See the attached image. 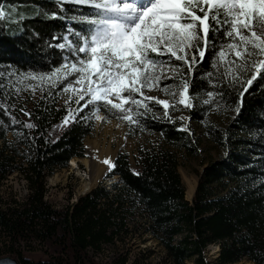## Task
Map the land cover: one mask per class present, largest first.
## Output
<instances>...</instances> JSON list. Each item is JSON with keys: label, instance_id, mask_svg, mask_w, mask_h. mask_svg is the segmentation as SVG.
<instances>
[{"label": "trees", "instance_id": "obj_1", "mask_svg": "<svg viewBox=\"0 0 264 264\" xmlns=\"http://www.w3.org/2000/svg\"><path fill=\"white\" fill-rule=\"evenodd\" d=\"M0 3L5 10L15 9L12 17L0 19V72L18 70L40 76L58 67L61 50L54 48L56 41L51 37L62 35L66 25L79 27L76 22L52 18L51 11L61 12L54 0ZM64 9L67 16L76 14L74 9L88 10L73 2L65 3ZM223 43L217 37L216 47L206 51L205 60L190 77L188 114L202 125L207 140L226 152L223 159L197 174L191 202L185 200L176 154L161 147L141 150L135 171L127 155L119 154L107 175L119 178L113 193L99 188L71 206L53 209L45 201L46 176L84 157L85 140L93 132L88 110L64 125L68 110L46 96L23 102L13 86L18 76L0 77V107L7 105V113L0 111V182L16 172L28 189L23 202L7 204L0 198V237L6 239L7 256L19 264H102L93 254L114 243L126 214L135 208L171 264H207L203 254L211 245L219 248L216 264L243 260L264 264V80L257 78L241 97V84L232 85L225 79L216 85L223 99L216 96L215 104H203L201 97L212 90L205 74L213 72V78L218 77L213 57ZM224 71L219 63V72ZM245 77L241 83L250 78ZM213 108L235 112L226 128L219 130L207 122ZM154 109L159 110L151 108L140 126L125 121L128 135L156 134L164 146L183 149L190 157L197 155L199 140L194 134L180 131L176 120L159 118ZM99 113L107 120H121L103 109ZM34 243L44 249L47 260L34 263L24 257Z\"/></svg>", "mask_w": 264, "mask_h": 264}, {"label": "snow or ice", "instance_id": "obj_2", "mask_svg": "<svg viewBox=\"0 0 264 264\" xmlns=\"http://www.w3.org/2000/svg\"><path fill=\"white\" fill-rule=\"evenodd\" d=\"M61 12L51 11L52 18H64L76 22V26L65 27L60 36H52L54 48L60 49L59 66L39 76L53 87L63 84L61 92H71L69 101L77 105L75 112L65 116L67 125L77 118V113L92 106L96 120L102 109L116 115L131 125L140 126L142 118L151 111L149 102L163 106L165 115L174 105L166 99L145 95L143 89L160 86L161 80H178L179 104L191 107L189 90L197 65L206 58V51L216 47L217 37L228 40L227 59L223 46L218 56L213 57V68L219 73L207 72L212 90L204 104H215L224 93L216 89L225 79L229 84H241L244 92L254 81L264 80V0H54ZM73 2L88 10L80 15L67 16L64 4ZM15 10V9H13ZM47 12V10H46ZM61 13H64L62 16ZM4 5L0 3V19L5 17ZM210 32L212 33L210 37ZM155 54V55H152ZM169 56L168 61L161 59ZM181 63H173L171 58ZM225 62L226 71L219 72V63ZM169 73L165 76L163 73ZM252 76L243 80L244 75ZM26 79H37L34 73L0 72ZM73 78V79H69ZM171 85H163L170 92ZM139 94V96H137ZM86 97L88 99H86ZM84 101L83 104L80 102ZM7 113V105L0 107ZM20 111H25L21 108ZM239 114L240 107L235 109ZM31 116V113H25ZM264 116V113H262ZM155 118V117H152ZM13 123H17L11 117ZM80 119H87L80 116ZM2 123V122H0ZM28 128L34 127L32 124ZM106 164L111 161L106 159ZM115 167L114 164L111 165ZM0 264H7L0 261Z\"/></svg>", "mask_w": 264, "mask_h": 264}, {"label": "rangeland", "instance_id": "obj_3", "mask_svg": "<svg viewBox=\"0 0 264 264\" xmlns=\"http://www.w3.org/2000/svg\"><path fill=\"white\" fill-rule=\"evenodd\" d=\"M7 15L3 18H9L14 15L12 8L5 10ZM76 15L81 13L80 9H74ZM225 43L219 46L224 47L227 53V59H232L233 54L228 51V40L223 39ZM218 48V49H219ZM155 55V54H152ZM170 54L161 57L162 60L168 61ZM218 56V52H217ZM173 63H179L175 58H171ZM256 59H264V57H257ZM181 63V62H180ZM220 64L225 66V62L221 61ZM226 69V68H225ZM163 75L167 76L169 73L165 72ZM244 76L251 77L252 73H246ZM245 77V78H246ZM70 80L73 78H69ZM180 82L178 80H161L160 86L153 87L151 89L145 88L143 92L145 95H151L160 99H166L170 102L168 115H165L163 106L155 104L154 101L149 102L151 108L158 107L159 110L156 114L159 118L172 119L180 123V131L193 133L199 140V147L197 155L190 157L183 149L164 146L160 140V136L150 133H142L136 137H130L128 135L125 121L121 120H107L104 115L97 113L101 116L100 120H96L91 111L92 106L85 110H88V118L93 123V132L86 138L84 147V157L81 159H73L76 163L75 166L70 167L71 161L68 163L67 168L58 169L47 174L45 201L56 210L63 209L67 206L75 204L80 198L94 192L96 189L103 188L106 192L113 193V185L119 182L117 176L108 178L107 175L111 172V168L105 173V175L99 180V182L93 187L91 191L85 194H81V188L85 185V176L88 174L84 165L80 162L82 160H89V154L94 161H98L101 164H105V160L113 157L111 165L119 154H125L128 157L131 168L133 171L137 170V159L139 152L146 149H158L164 147L174 152L177 156L179 167L178 171L186 191V187L189 182L195 180V189L198 183L197 174L203 171L208 164L223 159L226 156V152L209 142L204 135L202 125L200 123L191 120L188 109L191 107H184L179 104V89L176 87ZM171 85L170 92H175V95L169 94L163 90V85ZM13 86L16 90L17 96L23 102H29L37 100L41 96H46L50 100L56 102L57 106L64 107L69 112H75L77 105L74 100L65 103L68 97L72 95L71 92H61L59 89L63 87V84L53 88L47 80L43 83L40 81L39 76L33 80L29 76L26 79H22L20 76L15 77L13 80ZM139 96V94H137ZM86 99H88L86 97ZM192 103V98H190ZM210 99L207 95L201 97L200 101L204 104L205 100ZM81 104L84 101L80 102ZM235 116L234 111H226L220 108H213L206 116L207 122L211 123L219 130L226 128L230 120ZM114 154V155H113ZM109 160V159H108ZM28 196V189L23 177L13 172L8 174L0 182V198L4 203L12 204L14 202H23ZM193 197V196H192ZM124 221V228L114 238V243L109 245H103L101 252L94 253V258L97 262L102 264H171L167 258L164 250L149 234L148 223L143 219L142 213L137 209L132 208L129 213L126 214ZM6 239L0 237V255L7 256L5 252ZM219 248L217 245H211L207 248L203 254V258L207 264H216L218 258ZM24 257L34 263L38 261L47 260V256L44 253V249L39 244L34 243L31 249L24 251ZM186 264H193L187 262ZM234 264H253L247 260L240 261Z\"/></svg>", "mask_w": 264, "mask_h": 264}, {"label": "bare ground", "instance_id": "obj_4", "mask_svg": "<svg viewBox=\"0 0 264 264\" xmlns=\"http://www.w3.org/2000/svg\"><path fill=\"white\" fill-rule=\"evenodd\" d=\"M114 155V154H113ZM112 158H108L110 161H112ZM84 167L86 168V171L88 174L85 176V185L81 188L80 193L83 195L85 193H88L93 189V187L99 182V180L105 175V173L111 168V164L105 165L104 163L101 164L98 161H94L92 159L91 155L89 154V160H82L80 161ZM76 163L74 160H71L70 167L75 166ZM195 180H192L189 182V185L186 187L185 191V200L190 201L193 194H194V188H195Z\"/></svg>", "mask_w": 264, "mask_h": 264}, {"label": "water", "instance_id": "obj_5", "mask_svg": "<svg viewBox=\"0 0 264 264\" xmlns=\"http://www.w3.org/2000/svg\"><path fill=\"white\" fill-rule=\"evenodd\" d=\"M111 170H112V168H111ZM194 193H195V192H194ZM191 201H192V198H191V200L188 201V202H191ZM0 261H6L7 264H19V262H18L16 259L11 258L10 256H4V257H1V258H0Z\"/></svg>", "mask_w": 264, "mask_h": 264}]
</instances>
